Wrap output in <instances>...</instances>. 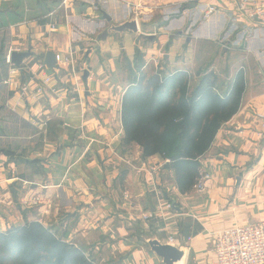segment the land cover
<instances>
[{"label": "crops", "instance_id": "0c3cea01", "mask_svg": "<svg viewBox=\"0 0 264 264\" xmlns=\"http://www.w3.org/2000/svg\"><path fill=\"white\" fill-rule=\"evenodd\" d=\"M132 19L138 32L110 31ZM246 38L256 93L201 157L202 187L182 192L167 159L123 142L121 57L145 80L191 77ZM14 51L32 54L18 67ZM263 117L264 27L243 0H0V232L56 225L98 264H165L155 238L213 264L219 231L264 220Z\"/></svg>", "mask_w": 264, "mask_h": 264}, {"label": "trees", "instance_id": "16d2710c", "mask_svg": "<svg viewBox=\"0 0 264 264\" xmlns=\"http://www.w3.org/2000/svg\"><path fill=\"white\" fill-rule=\"evenodd\" d=\"M141 61L137 54L138 70ZM128 70L134 78L123 100V142L139 145L145 157L158 154L169 160L166 167L174 170L177 186L186 192L200 179V159L218 130L239 109L243 84L228 82L219 95L213 71L190 88L191 77L184 71L153 74L145 80ZM53 229L27 221L0 232V264H98L85 249L67 241V231Z\"/></svg>", "mask_w": 264, "mask_h": 264}, {"label": "built area", "instance_id": "2783aa9c", "mask_svg": "<svg viewBox=\"0 0 264 264\" xmlns=\"http://www.w3.org/2000/svg\"><path fill=\"white\" fill-rule=\"evenodd\" d=\"M243 8L248 10L251 20L258 21L264 27V0H243ZM214 11L213 6L209 8V12ZM46 81L51 80L48 77ZM156 171L153 169L150 174L154 176ZM196 186L201 188V181ZM167 207L171 208V205ZM144 218L147 219L148 215H144ZM214 250L216 259L213 264H264V220L219 231Z\"/></svg>", "mask_w": 264, "mask_h": 264}, {"label": "rangeland", "instance_id": "374dc122", "mask_svg": "<svg viewBox=\"0 0 264 264\" xmlns=\"http://www.w3.org/2000/svg\"><path fill=\"white\" fill-rule=\"evenodd\" d=\"M154 21H158L159 23L162 21V18L160 17H156L153 19ZM151 27V26H149ZM239 43V49L237 48V46L235 48H233V45L236 44H229L227 47H231L233 49L230 50H226L227 54L224 52V49L220 51L219 54V61L217 62V66L215 67L214 63L215 62H204L202 63V65H200L201 67L196 70L193 71V74L190 78V84L187 85V87L193 88L199 78L204 74V73H208L210 72L209 69H212L213 71H216L219 75H217L218 80V87H217V93H219V95L224 94V92L227 90L228 82L229 83H234V81L237 80V82L242 83L243 84V95L246 94L247 97H250L252 95H254L256 93V91L252 90L251 87V83L253 82V80L258 79L255 78L253 79L252 76L255 73L256 70H253L252 68V64H251V56L247 55V53L244 51L247 48V38L244 39L241 44ZM238 45V44H237ZM250 46V45H249ZM138 53H136L134 55V59L133 61L135 62L136 56ZM140 54V53H139ZM121 59L123 60V71H122V77L125 81H133V76H131V73L129 70H126L124 68L125 66V62L129 61V59H126L124 57H121ZM121 60V61H122ZM150 70V69H149ZM136 72V71H135ZM137 73V72H136ZM146 73H149V71L147 70ZM237 74L239 75V77L237 78ZM137 80V79H136ZM46 227H50L49 225ZM52 227L54 228L53 231H55V228L57 227L56 225H52ZM9 230V229H8ZM6 230V231H8ZM5 231V232H6ZM53 233V232H52ZM57 235L59 236V234L57 233Z\"/></svg>", "mask_w": 264, "mask_h": 264}, {"label": "water", "instance_id": "95a60500", "mask_svg": "<svg viewBox=\"0 0 264 264\" xmlns=\"http://www.w3.org/2000/svg\"><path fill=\"white\" fill-rule=\"evenodd\" d=\"M125 30H131L134 32L139 31L138 22L136 19L125 21L120 25H112L110 31L123 32ZM107 34V33H105ZM146 37L152 39L154 35H147ZM31 52H12L11 62L16 66H20L25 57L31 56ZM45 63L48 67L55 68L57 64L56 54L54 52H48L46 54ZM89 75V71H84L83 78L86 80ZM149 247L158 256L163 258L165 264H185L186 252L184 249L172 245L169 243L160 242L158 239H148Z\"/></svg>", "mask_w": 264, "mask_h": 264}]
</instances>
